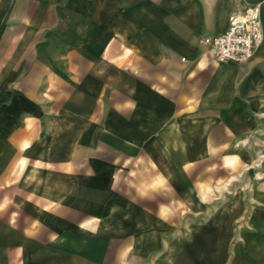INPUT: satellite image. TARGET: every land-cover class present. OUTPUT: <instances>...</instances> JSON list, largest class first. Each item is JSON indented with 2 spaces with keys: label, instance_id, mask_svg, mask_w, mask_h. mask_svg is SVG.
I'll return each mask as SVG.
<instances>
[{
  "label": "crops",
  "instance_id": "obj_1",
  "mask_svg": "<svg viewBox=\"0 0 264 264\" xmlns=\"http://www.w3.org/2000/svg\"><path fill=\"white\" fill-rule=\"evenodd\" d=\"M0 264H264V0H0Z\"/></svg>",
  "mask_w": 264,
  "mask_h": 264
},
{
  "label": "built area",
  "instance_id": "obj_2",
  "mask_svg": "<svg viewBox=\"0 0 264 264\" xmlns=\"http://www.w3.org/2000/svg\"><path fill=\"white\" fill-rule=\"evenodd\" d=\"M262 41L260 8L256 5L232 14L225 32L203 38L198 44L206 48L210 58L217 63L243 64L252 59Z\"/></svg>",
  "mask_w": 264,
  "mask_h": 264
}]
</instances>
